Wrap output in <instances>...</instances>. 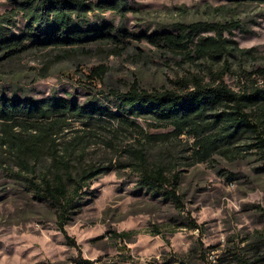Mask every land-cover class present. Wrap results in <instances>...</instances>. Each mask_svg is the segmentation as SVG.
<instances>
[{"label": "rangeland", "instance_id": "obj_1", "mask_svg": "<svg viewBox=\"0 0 264 264\" xmlns=\"http://www.w3.org/2000/svg\"><path fill=\"white\" fill-rule=\"evenodd\" d=\"M13 7L11 0H0V16ZM128 8L124 15L95 11L89 17V26L109 24L119 41H91L80 50L66 52L31 44L29 39L22 40L23 46L4 48L0 42V93L7 98L91 101L118 111L111 91L126 92L134 82L149 91L172 89L176 78L193 74L210 82L209 65L202 59L192 52L188 56L169 50H194L199 38L213 36V31L200 32L183 49L157 47L143 37L154 32L178 34L182 26L197 22L236 24L223 31V37L247 52L232 58L235 71L223 78L229 87L239 89L242 82L237 73L241 69L264 83L256 72L264 68L263 3L128 0ZM26 25L21 14L0 19V36H19ZM122 117L103 115L100 126L89 123L88 118L60 117V127L51 138L58 149L73 137L79 139L70 158L73 168L79 163L101 168L83 187L64 227L82 256L113 264L121 258L122 244L135 264H162L170 255L189 264H217L216 259L230 251L251 253L256 231L264 228V153L244 147L253 142L248 133L230 145V157L215 152L196 161L191 135L170 136L166 143L151 138L143 145L145 134H165L173 128L158 127L148 116H128L139 125L140 133L135 123L121 125ZM9 125L0 120V140ZM18 131L13 127V132ZM234 146L241 148L235 150ZM141 147L149 164L179 172L180 209L162 193H152L140 183L132 150ZM49 164L43 151L37 159L20 161L0 144V264H73L76 249L66 243L57 224L56 207L36 188L44 186L41 177L49 174ZM192 220L197 229L189 228ZM122 232L128 233L123 242Z\"/></svg>", "mask_w": 264, "mask_h": 264}, {"label": "trees", "instance_id": "obj_2", "mask_svg": "<svg viewBox=\"0 0 264 264\" xmlns=\"http://www.w3.org/2000/svg\"><path fill=\"white\" fill-rule=\"evenodd\" d=\"M11 1L14 7L7 14L1 15L0 19L21 14L26 19V30L19 36H0V42L3 44L1 48L11 45L23 46L22 40L29 39L31 44L51 46L66 52L69 49L80 50L91 41H119L111 34L112 27L109 24L91 27L88 24L89 17L95 11H111L124 15L129 10L128 0ZM257 1L264 4V0ZM235 25L230 22H197L182 26L178 34H143L148 43L157 47L183 49L186 43H193L200 32L213 31V36L200 37L194 50H169L188 56L192 52L194 57L209 65L212 80L204 82L203 77L197 74L179 77L173 81L175 86L172 89L162 91H149L134 82L126 92L111 91L117 100L118 111L105 109L91 101L77 104L54 97L47 101L26 97L7 98L0 93V120L10 123V129L3 130L0 144L7 146L9 151L20 157V161L37 159L39 151H43L50 159V172L41 177L44 186L36 188L37 191L42 190L45 197L56 207L57 224L65 235L66 243L76 249V255L72 258L73 264H101L100 258H84L75 239L64 230L71 218V209L80 197L83 187L101 172V168L81 163L75 168L71 166L70 158L75 153L79 139L73 137L60 149L51 140L54 129L60 127V117L64 119L73 115L79 119L88 118L89 123L100 126L102 124L99 123L104 121L103 115L111 118L122 115L124 117L121 119V125L135 123L140 133H143L139 125L127 117L148 116L159 125L158 127L171 126L173 130L165 134H145L143 145L151 138L158 143H166L170 136L185 133L194 138L196 161L205 160L215 152L228 157L230 145L244 133H248L249 139L253 141L244 147H255L264 153V83L259 84L257 79L252 77V72L245 69L237 73L239 81L242 82L238 90L229 87L223 80L226 73L235 71L232 69V58L247 52L240 49L235 41L223 37V31ZM256 72L264 79V68H258ZM13 127H18L20 131L13 132ZM240 148L234 146L233 149ZM132 156L142 186L152 193H162L180 209L182 205L178 194L179 172H169L162 164H149L144 147L132 150ZM189 228L197 229L198 225L192 220ZM256 233L258 238L254 241L251 253L230 251L225 257H218L217 264H264V228ZM119 235L121 242L128 237L127 232ZM122 247L121 258L114 260L113 264H135L126 246L122 244ZM41 264L54 263L45 261ZM162 264L189 263L170 255Z\"/></svg>", "mask_w": 264, "mask_h": 264}]
</instances>
